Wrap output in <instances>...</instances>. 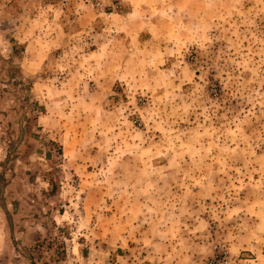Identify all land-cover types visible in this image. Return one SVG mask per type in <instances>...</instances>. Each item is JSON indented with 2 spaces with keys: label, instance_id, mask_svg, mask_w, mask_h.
I'll list each match as a JSON object with an SVG mask.
<instances>
[{
  "label": "rangeland",
  "instance_id": "374dc122",
  "mask_svg": "<svg viewBox=\"0 0 264 264\" xmlns=\"http://www.w3.org/2000/svg\"><path fill=\"white\" fill-rule=\"evenodd\" d=\"M210 263L264 264V0H0V264Z\"/></svg>",
  "mask_w": 264,
  "mask_h": 264
},
{
  "label": "built area",
  "instance_id": "2783aa9c",
  "mask_svg": "<svg viewBox=\"0 0 264 264\" xmlns=\"http://www.w3.org/2000/svg\"><path fill=\"white\" fill-rule=\"evenodd\" d=\"M213 249H216L217 250V255H219L220 257L221 256L224 257L226 255V253H227L226 250H225V247L223 245L222 246H215V247H213Z\"/></svg>",
  "mask_w": 264,
  "mask_h": 264
},
{
  "label": "trees",
  "instance_id": "16d2710c",
  "mask_svg": "<svg viewBox=\"0 0 264 264\" xmlns=\"http://www.w3.org/2000/svg\"><path fill=\"white\" fill-rule=\"evenodd\" d=\"M59 152H60V150H58ZM58 155H59V153H58Z\"/></svg>",
  "mask_w": 264,
  "mask_h": 264
}]
</instances>
